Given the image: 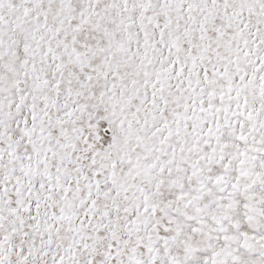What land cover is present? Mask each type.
I'll return each instance as SVG.
<instances>
[{"label":"snow or ice","instance_id":"6c2138e0","mask_svg":"<svg viewBox=\"0 0 264 264\" xmlns=\"http://www.w3.org/2000/svg\"><path fill=\"white\" fill-rule=\"evenodd\" d=\"M0 264H264V0H0Z\"/></svg>","mask_w":264,"mask_h":264}]
</instances>
